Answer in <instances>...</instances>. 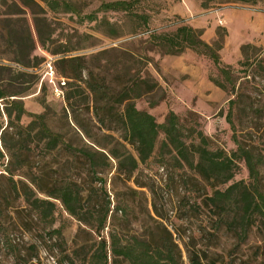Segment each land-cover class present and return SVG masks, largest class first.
<instances>
[{"label":"rangeland","instance_id":"obj_1","mask_svg":"<svg viewBox=\"0 0 264 264\" xmlns=\"http://www.w3.org/2000/svg\"><path fill=\"white\" fill-rule=\"evenodd\" d=\"M13 1L19 7H9ZM67 1L74 4L81 20L72 12L50 11L39 1L42 10L35 12V7L30 10L17 0H0V87L15 94L9 98L21 99L27 112L43 114L49 129L62 141L49 150L42 148V142L29 141L31 149L19 157L24 167L10 176L3 167L9 156L1 149L0 264H81L85 250L93 247L98 237L68 215L58 200L46 196L54 184L67 182L78 186L80 208L82 199L85 210H98L105 199L101 190L108 197L110 215L112 207L124 208L126 213L117 211L112 222L123 236L141 235L150 218L155 219L171 232L182 264H188L185 247L200 254L203 262L264 264V215L256 217L242 240L224 225L217 227L211 209L202 200L203 192H210L205 181L185 165L176 166L170 155L165 154L164 163H159L155 150L126 178L116 171V161L109 156V165L99 164V171L92 174L76 151L102 147L104 152L110 148L119 152L122 145L130 150L117 121L127 100L151 114L157 123L171 110L185 125L206 135L211 148L234 149L224 117L227 100L233 95L212 81L223 79L211 60L191 47L168 53L167 45L153 38L169 35L185 24L200 30L199 37L215 48L221 62L237 70L233 76H238L240 106L245 108L237 115V135L245 147L261 155L259 186L264 191V0H139L132 11L144 15L145 20L120 10L99 9L101 2L110 0ZM30 12L45 18L38 20V26L50 31L54 42L49 48H61L62 44L71 49L65 55L83 58L80 79L64 77L67 81L58 97L52 94L43 71L45 60L50 57L53 61L59 55L51 56L35 42L33 54L40 62L22 65L14 60L17 57L5 40L4 31L9 27L20 33L27 28L34 38ZM86 14L93 18H83ZM244 43L256 47L246 50L248 61L259 63H239L243 59L239 47ZM133 76L146 81L139 82L141 94L117 104L118 93L130 85ZM99 82L105 99L97 100L89 85ZM146 84L154 85L144 92ZM1 106L0 101V126H6V144L12 146L19 137L16 128L8 126ZM99 117H104V122ZM28 121V116H21L19 123ZM239 179L248 183L241 162L231 181ZM192 187L198 190L193 193ZM110 226L111 217L100 235L106 236ZM108 264L113 263L108 260ZM114 264L126 263L118 260Z\"/></svg>","mask_w":264,"mask_h":264},{"label":"trees","instance_id":"obj_2","mask_svg":"<svg viewBox=\"0 0 264 264\" xmlns=\"http://www.w3.org/2000/svg\"><path fill=\"white\" fill-rule=\"evenodd\" d=\"M38 1L50 11L72 12L81 20V15L74 4L67 0H17L20 6L27 7L30 10L35 7V12L42 10V6ZM138 2L139 0H110L101 2L98 7L103 11H124L145 20L144 15L132 11V8ZM8 6L19 7L15 1ZM33 13L30 12L32 14L31 23L34 38L27 28L22 30V33L12 27L4 31L7 45L17 57L14 60L22 65H29L31 61L33 65L38 64L41 58L33 54L36 42L38 46L49 51L51 56L59 55L53 61L51 58V66L55 74L58 73L61 77L71 81L80 79V73L84 67L83 58L81 56L65 55L71 49L62 44H59L61 48H49L50 43L54 42L50 38V31H45L38 26V20H44L45 18ZM82 17L90 19L93 18V15L86 14ZM200 32V30L189 25L181 24L176 26L171 34H156L153 38L165 43L168 47V53L176 54L186 47H191L211 60L223 79L220 81L213 79L212 81L215 85L227 89L233 95L232 98L227 100V109L224 115L225 121L231 130L233 150L226 152L221 148H211V141L206 135L191 125H185L183 119L171 110L167 111L162 122L157 123L151 114L137 109L133 101L127 100L117 121L124 130L122 139L125 144L131 146V149L128 150L122 145L123 151L119 152H116L114 148L104 152L101 150L102 147L93 149V151L88 148L76 151H80L92 174L99 171L97 170L99 164L102 166L109 165V156L116 161V171L126 178L130 177L139 163L149 160L155 154V150L158 151L157 161L159 163H164L165 154L170 155L176 166L185 165L194 170L205 181L210 192L208 194L203 192L202 200L204 205L211 209L216 219L215 225L217 227L224 225L227 230L232 231L238 239L242 240L245 238L248 229L255 223L256 217L264 215V191L259 186V167L262 165V158L260 154L253 153L251 148L245 147L237 135V115L245 109L240 106L242 94L236 87L235 82L238 76H233V73L237 70L221 62L215 48L199 37ZM216 47H218L217 44ZM247 49H256V47L249 43L240 45L239 50L243 59L239 63L242 65H251L257 62V60L248 61ZM139 82L146 81L137 78V76L131 77L129 79L130 85L118 93L117 104L125 99L138 97L141 94ZM153 85L146 84L144 92L150 90ZM102 86L101 82L89 85V89L97 100L105 99ZM14 95L0 87L1 107H3V113L7 117V124L9 127L14 126L16 128V134L19 137L12 146L7 145V132L4 130L6 126L3 128L0 126V160L4 155L1 151L3 148L9 156V160L3 166L4 170L9 172V176L16 171L19 172L24 167L23 161L19 157L22 152L31 149L28 144L29 141L42 142V148L44 147L47 150L55 148L58 143H62L60 135L51 131L47 126L43 114L27 112L21 99L9 98ZM21 116L29 117V121L25 125L19 123ZM103 118L99 117L98 120L104 122ZM159 134L162 135V138H159ZM65 146L70 149L69 144H65ZM12 158H18L19 160L14 162ZM239 162L243 163L247 171L248 183H245L242 179L231 181ZM96 179L100 182L103 181L100 177H96ZM197 190L196 187L191 188L193 193ZM101 191L105 199L99 209L93 211L84 209L82 199L80 208V190L73 183L54 184L51 191L46 192L47 197L58 200L68 215L98 237L95 245L85 250L81 264H108V260H111L113 264L118 260L126 264H182L180 249L172 238L171 232L155 219L150 218L151 223L143 228L141 235L126 234V236H123L116 231L112 227L114 214L117 211L125 214L126 210L124 208L113 209L112 207L114 213L110 215L111 208L109 207L108 197L104 190ZM40 201L52 206V203L47 200ZM110 217L111 226L106 236L100 235ZM185 251L188 264H216L212 260L203 262L200 254L192 249L185 247Z\"/></svg>","mask_w":264,"mask_h":264},{"label":"built area","instance_id":"obj_3","mask_svg":"<svg viewBox=\"0 0 264 264\" xmlns=\"http://www.w3.org/2000/svg\"><path fill=\"white\" fill-rule=\"evenodd\" d=\"M43 76L46 82L50 84L51 92L55 97L61 95V86L64 85V78L61 76H56L52 66L51 58L44 62Z\"/></svg>","mask_w":264,"mask_h":264},{"label":"crops","instance_id":"obj_4","mask_svg":"<svg viewBox=\"0 0 264 264\" xmlns=\"http://www.w3.org/2000/svg\"><path fill=\"white\" fill-rule=\"evenodd\" d=\"M236 13H238V12H236ZM234 16H235V15H234ZM251 16H252V14L249 15L250 18H251ZM246 17H247V19H248V14H246ZM246 17H245V18H246Z\"/></svg>","mask_w":264,"mask_h":264}]
</instances>
